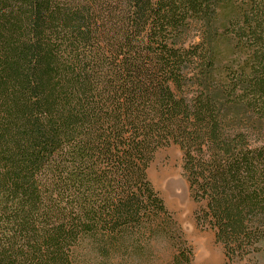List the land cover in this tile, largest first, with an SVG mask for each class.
<instances>
[{
    "label": "trees",
    "instance_id": "trees-1",
    "mask_svg": "<svg viewBox=\"0 0 264 264\" xmlns=\"http://www.w3.org/2000/svg\"><path fill=\"white\" fill-rule=\"evenodd\" d=\"M171 145L197 227L264 264V0H0V264H192Z\"/></svg>",
    "mask_w": 264,
    "mask_h": 264
},
{
    "label": "rangeland",
    "instance_id": "rangeland-1",
    "mask_svg": "<svg viewBox=\"0 0 264 264\" xmlns=\"http://www.w3.org/2000/svg\"><path fill=\"white\" fill-rule=\"evenodd\" d=\"M149 181L162 198L183 239L192 248V264H226L224 251L209 230L197 227L195 204L191 199L183 171L182 152L177 145L159 149L147 170ZM150 251L141 257L127 260V264H168L173 249L166 240L152 241ZM264 263V256H259ZM231 264H248L247 261Z\"/></svg>",
    "mask_w": 264,
    "mask_h": 264
}]
</instances>
